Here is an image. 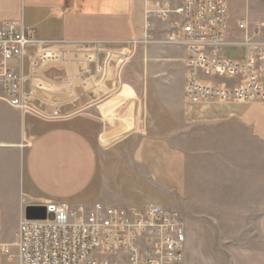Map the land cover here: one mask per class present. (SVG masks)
I'll list each match as a JSON object with an SVG mask.
<instances>
[{
    "label": "crops",
    "instance_id": "crops-1",
    "mask_svg": "<svg viewBox=\"0 0 264 264\" xmlns=\"http://www.w3.org/2000/svg\"><path fill=\"white\" fill-rule=\"evenodd\" d=\"M152 1L0 0V24L16 21L40 43L66 50L72 43L102 42L130 55L108 67L101 85L62 105L59 116L11 108L0 84V243L10 252H17L15 233L28 204H156L180 214L183 264H264V99L186 102L185 47L166 41L179 17L155 15ZM179 3L169 0V7ZM238 3L230 2L220 59L243 61L248 39L264 45V18L250 19L241 7V19ZM244 19L245 31L238 27ZM255 25L261 34L254 39ZM10 66L27 76L26 61ZM82 68V62L64 60L47 64L39 75L60 84ZM198 77L214 86L236 84L202 71ZM28 85L26 78L25 90ZM29 136L20 150L23 180L32 192L2 160ZM252 208L255 243L215 248L211 225L248 224ZM233 209H241V219L229 220ZM0 264L12 263L0 255Z\"/></svg>",
    "mask_w": 264,
    "mask_h": 264
},
{
    "label": "built area",
    "instance_id": "built-area-1",
    "mask_svg": "<svg viewBox=\"0 0 264 264\" xmlns=\"http://www.w3.org/2000/svg\"><path fill=\"white\" fill-rule=\"evenodd\" d=\"M152 3L150 12L155 15L163 19H169L170 14L179 17L172 20L174 27L167 33L166 41L186 47L185 101L264 99V45L255 39L261 34L260 25L251 31L255 40L245 41L243 61L220 59L217 50L228 27L227 0H180L173 8L169 7V0ZM247 26V23L238 25L244 31ZM32 32L13 20L0 24L3 99L22 111L59 116L62 105L101 85L108 67L130 56L116 53L102 42L72 43L69 49H55L36 41ZM64 60L82 62V71L60 84L39 75L47 64ZM25 61L26 77L10 66L11 62H17L22 67ZM199 71L231 77L236 84L204 83L198 77ZM42 106L51 107V114L42 111ZM42 205L45 218H24L19 223L15 233L16 253L0 243V255L12 264H183L185 233L176 210L156 204L129 208L102 203Z\"/></svg>",
    "mask_w": 264,
    "mask_h": 264
},
{
    "label": "rangeland",
    "instance_id": "rangeland-1",
    "mask_svg": "<svg viewBox=\"0 0 264 264\" xmlns=\"http://www.w3.org/2000/svg\"><path fill=\"white\" fill-rule=\"evenodd\" d=\"M238 1H239L238 5L240 6V12L239 13H241L238 15H239V17L241 16L240 17L241 19L243 18L241 7H243V8L246 7L250 13V19H255L257 21L263 20V18H264L263 1L264 0H238ZM230 2H231V0H227V4H228L227 14L229 12ZM242 22L247 23V20H245V19L242 20L240 23H238V25L243 24ZM185 53H186V47H185ZM185 57H186V54H185ZM184 65H185V63H184ZM204 101H206V100H204ZM3 117L5 119L7 118L8 120L13 119V115H11L9 113H4ZM1 135H3V133H1ZM30 140H31V136L22 139L17 144V148L19 150L16 152H14V151L6 152V154L3 156L4 159H2V160H4L5 163L8 162V164H5L6 167L10 166L9 168L12 167L14 171L17 170L18 176H19V184L21 187H24V189L27 190L28 192H32V191L28 187L26 181L23 180V168L21 166H22V159H23V157H22L23 156V154H22L23 150L22 149H24L28 145ZM238 195L241 196L242 194L241 193L235 194V196H238ZM261 195H262V193L261 194L257 193V196H261ZM257 201H259V200H257ZM261 201L264 203L263 198L261 199ZM246 210H248V209H246ZM229 211H231V210H229ZM238 211H240L242 213L241 209H239L237 211H234V209H233L230 214L226 213V215L229 216V220L237 221L238 219H241L242 214L241 213L238 214ZM256 213L257 212L255 209L252 208L250 210V215H249L250 216V218H249L250 223H248V224L229 222V223H218V224L211 225L213 230H214V234L216 236V238L214 240L215 248L219 249V248L223 247V245H224L223 243L238 244V245H242V244L252 245V244H254L255 243L254 240L256 239L254 217L257 215ZM238 216H240V217H238ZM247 216H248V214H247Z\"/></svg>",
    "mask_w": 264,
    "mask_h": 264
},
{
    "label": "water",
    "instance_id": "water-1",
    "mask_svg": "<svg viewBox=\"0 0 264 264\" xmlns=\"http://www.w3.org/2000/svg\"><path fill=\"white\" fill-rule=\"evenodd\" d=\"M24 216L26 219H43L46 216L45 207L39 204H28L25 207ZM49 218H51L50 215Z\"/></svg>",
    "mask_w": 264,
    "mask_h": 264
}]
</instances>
